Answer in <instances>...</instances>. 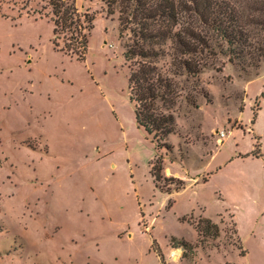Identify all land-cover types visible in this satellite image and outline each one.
<instances>
[{"label":"rangeland","instance_id":"1","mask_svg":"<svg viewBox=\"0 0 264 264\" xmlns=\"http://www.w3.org/2000/svg\"><path fill=\"white\" fill-rule=\"evenodd\" d=\"M76 5L95 16L83 61L48 0H0V264H161L154 241L165 264H264V62L211 54L179 77L172 149L157 150L129 97L121 4ZM204 215L221 232L201 243Z\"/></svg>","mask_w":264,"mask_h":264},{"label":"trees","instance_id":"2","mask_svg":"<svg viewBox=\"0 0 264 264\" xmlns=\"http://www.w3.org/2000/svg\"><path fill=\"white\" fill-rule=\"evenodd\" d=\"M48 1L55 35L62 31L67 37L64 50L85 60L95 16L79 11L76 0ZM101 1L110 13H115L116 5L121 4L120 36L124 30L131 32L124 51L130 69L129 97L137 125L152 136L157 150L172 149L167 139L177 130L174 109L180 96L179 77H197L209 65L211 54L224 55L230 63L245 70L258 68L264 62V0H241V9L232 0ZM252 155L261 156L259 152ZM163 170L164 159L157 154L150 173L156 187L170 194V189L164 190L161 182L175 178L165 176ZM177 181L181 183L179 190L185 188L183 181ZM173 203L169 198L168 207ZM192 224L201 243L205 237L220 236V225L210 217L203 216ZM153 245L161 264H165L161 249L155 241ZM175 245L190 253L198 247L185 239H178Z\"/></svg>","mask_w":264,"mask_h":264},{"label":"crops","instance_id":"3","mask_svg":"<svg viewBox=\"0 0 264 264\" xmlns=\"http://www.w3.org/2000/svg\"><path fill=\"white\" fill-rule=\"evenodd\" d=\"M165 175H168V174H165ZM207 178V180L205 181L204 180V178H203V182H207L208 180H209V177L207 176L206 177ZM196 180V179H195ZM198 182H196V184H197ZM186 188V187H185ZM185 188H183V189H185ZM183 189H180L179 191H175L176 193H178V192H180L181 190H183ZM165 193V192H164ZM168 196H169V194L168 193H166ZM171 194H173V193H171ZM205 217H207L206 215H204ZM213 219V218H212Z\"/></svg>","mask_w":264,"mask_h":264},{"label":"built area","instance_id":"4","mask_svg":"<svg viewBox=\"0 0 264 264\" xmlns=\"http://www.w3.org/2000/svg\"><path fill=\"white\" fill-rule=\"evenodd\" d=\"M220 136L225 138L227 135H226V133L224 131H222V132H220Z\"/></svg>","mask_w":264,"mask_h":264}]
</instances>
